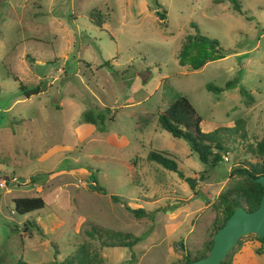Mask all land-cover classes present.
<instances>
[{"label":"rangeland","instance_id":"374dc122","mask_svg":"<svg viewBox=\"0 0 264 264\" xmlns=\"http://www.w3.org/2000/svg\"><path fill=\"white\" fill-rule=\"evenodd\" d=\"M157 1L166 11L164 22L149 11L131 15L130 4L139 9L135 0H0V264H59L82 247L91 264H186L184 256H198L213 236L218 194L233 182V169L257 161L250 145L264 138V0H239L242 14L229 1ZM94 9L104 14L102 28L89 20ZM191 22L219 41L224 58L198 70L178 65L181 44L194 33ZM230 80L236 86L221 93L207 88ZM19 83L27 90L39 85L42 92L26 97ZM241 88L251 97L249 106ZM177 95L189 99L203 132L241 122L225 134L227 160L208 167L186 141L160 127L159 113ZM86 112L104 120H98L100 131L81 141L77 129ZM54 144L72 149L39 163ZM151 151L169 153L179 172L195 179V190L149 162ZM50 171L51 188L74 194L72 184L84 174L85 183L94 185V177L107 194L80 189L71 212L52 203L41 212L17 213L13 200L40 197L35 186ZM110 194L123 203L107 207ZM125 204L145 216L135 218ZM91 227L140 241L131 250L101 247L100 238L89 236L95 234ZM254 236L242 237L231 250L232 264H264Z\"/></svg>","mask_w":264,"mask_h":264},{"label":"trees","instance_id":"16d2710c","mask_svg":"<svg viewBox=\"0 0 264 264\" xmlns=\"http://www.w3.org/2000/svg\"><path fill=\"white\" fill-rule=\"evenodd\" d=\"M225 1H229L233 11L242 14V6L239 0H212L213 3L219 4ZM149 12L154 13L159 20L162 22L166 19V11L161 8V5L157 0L153 1V5H147ZM161 10V11H160ZM103 17L102 14L97 9H94L89 13V20L91 23L99 28L103 27ZM190 26L194 29V33L185 36L180 50L177 54L178 65L182 67H188L192 70H198L202 68L205 64L220 60L225 57L224 50L216 39L209 38L205 35L200 34L197 25L194 22L190 23ZM108 63H104L106 66ZM12 76V75H11ZM14 81H19L17 77H13ZM236 80H230L225 83L223 87H215L208 85L207 88L215 93H221L226 89H231L236 86ZM18 88L23 92L26 97L31 95H36L41 92L40 86L31 88L27 90L22 83L18 84ZM245 106H249L252 101L248 92L241 88L239 90ZM249 98V99H248ZM107 109V108H106ZM98 120L102 122L104 117L101 115H94L92 112H86L83 114V121L98 126ZM157 121L160 127L171 134L174 138L183 139L188 144L190 151L195 153L204 165L208 167H215L217 164L223 161L222 155L228 152L226 147V142L224 140L225 134L228 132L236 131L235 126L241 127L240 121H236V125L230 128H216L210 132H203L200 123L201 118L196 114L192 104L189 99L184 95H177L175 99L168 105V107L161 111L158 115ZM240 125V126H239ZM96 129L99 131L100 128ZM251 146V151L258 158L256 162H246L239 164L235 169H233L232 183L229 184L223 191H221L217 196V203L215 208L217 210L215 219L213 221V235L214 233L223 226L228 217L232 214L236 207L241 206L247 211H253L256 209L260 203L261 196L263 194V187L260 184L253 182L252 179L258 176L264 175V138L257 141L254 146ZM169 157L171 155L167 152H149L146 159L149 162H156L160 164L165 169L175 172L180 178H183L190 186L191 190H195L196 182L194 178L184 177L178 170L175 161L171 160ZM200 177L203 176V173ZM5 180V178H3ZM34 179V178H33ZM32 179V181H34ZM14 180V177L10 181ZM92 190L97 191L102 194H106V190L100 187L97 181L93 177ZM113 202L123 203L121 197L116 195L110 196ZM14 210L21 214L26 215L31 212L40 211L45 207V202L41 197H20L13 200ZM126 210L130 212L135 218L141 219L145 216V211L141 208L132 209L127 204L124 205ZM27 225L33 226L31 222ZM38 226H36L37 228ZM95 229V230H94ZM91 227V230L95 231V234L89 235L91 238L96 235V238H100L101 247H120L127 248L129 250L140 241V237L132 236L128 233L122 232H110L103 228ZM106 233L108 236L104 239L103 234ZM112 233L111 235H109ZM116 236V237H114ZM255 240L259 242L260 246L255 250L257 255H264V237L258 238L256 236ZM240 241V240H239ZM238 241V243H239ZM83 246V245H82ZM212 246V236L211 239L206 242L203 250L199 252L198 256L190 258V253L184 256V261L186 264L193 262L197 259H201L207 256L210 248ZM79 252L66 257L59 264H91L90 260L86 259V251L84 247ZM231 251L227 254L225 259L221 264H232L230 260ZM100 263L98 260L97 264ZM17 264H27L22 260H19Z\"/></svg>","mask_w":264,"mask_h":264},{"label":"water","instance_id":"95a60500","mask_svg":"<svg viewBox=\"0 0 264 264\" xmlns=\"http://www.w3.org/2000/svg\"><path fill=\"white\" fill-rule=\"evenodd\" d=\"M252 180L264 190V175ZM250 234L258 238L264 237V191L258 207L253 211H247L241 206L236 207L223 226L212 236V246L207 256L189 264H221L238 241Z\"/></svg>","mask_w":264,"mask_h":264},{"label":"crops","instance_id":"0c3cea01","mask_svg":"<svg viewBox=\"0 0 264 264\" xmlns=\"http://www.w3.org/2000/svg\"><path fill=\"white\" fill-rule=\"evenodd\" d=\"M135 1L138 2L139 9L137 11H133L131 9V4H130L129 5V8H130V14L131 15H133V16L135 14L139 15L138 13H142L144 11H148V9H147V3L144 0H135ZM114 65H115V61H114ZM64 66H66V64H64ZM62 70L63 69H58L57 71H59L60 74H65L66 72L64 70L63 71ZM10 107L5 108L2 112L5 111V112L8 113L10 111L9 110ZM25 119L26 118H20L21 122L23 120H25ZM95 130H96V128H95L94 125H91L89 123H85L84 126H80V128L77 129V134L79 135V139L82 141L87 136L92 135L93 134V131H95ZM125 145H127V142L126 141H124V143H123L122 146L125 147ZM71 149H72V147L69 146V145H58V144H54L52 147H50L49 149H47L43 154H41L38 157L37 160H38L39 163H44V162H47L48 160H50L52 158L57 157L59 153H62L64 151H66V150H71ZM54 176H55V174L53 173V171H50L49 172L48 180L45 183H43V184H39V185L35 186L37 193L38 194H42V195H40V197L44 200L45 206H48L49 204H52L53 203V204H56L59 207V209H61L62 211L71 212L72 205L75 202L72 196H75L76 197V194L81 195L80 189H83V191H86L87 189L88 190L90 189L92 191L91 187L93 185H90V184H87V183L84 182L85 180H87L89 178V175L81 174L80 175V177H81L80 180L81 181L78 180V184L77 185L76 184H72L73 185L72 188H74V192H75L74 194H72V192H70V191L68 192V191L64 190V188L62 186H56V187L51 188V186L53 184H51L48 181H53V179H55ZM3 180L4 179L2 178L1 181H3ZM65 187H68V186H65ZM44 188H45V190H44ZM51 189H52V191H51ZM96 193H98V195L100 194L99 192H96ZM106 194H102V195H106ZM111 195L112 194L109 195V200H108V204L109 205H107V207H110V208L113 207L112 204H115L116 205V202H113L111 200V198H110ZM116 196H118V195H116ZM36 212H41V210L40 211H36ZM37 218L40 219L41 218V214H38V217ZM78 219H85V218L79 216ZM31 223L33 224L34 222H31ZM39 223L42 226L43 230L45 232H47V229H46L47 226H45V224L41 223V221ZM58 226H59V223H58V225H53V226L51 225V228H49L48 230H50L51 232H54L56 230V227H58ZM25 230H27V229H25Z\"/></svg>","mask_w":264,"mask_h":264},{"label":"built area","instance_id":"2783aa9c","mask_svg":"<svg viewBox=\"0 0 264 264\" xmlns=\"http://www.w3.org/2000/svg\"><path fill=\"white\" fill-rule=\"evenodd\" d=\"M223 158H224L225 160H227V157H223ZM0 187H2V188L5 187V182H4V181H1V182H0Z\"/></svg>","mask_w":264,"mask_h":264}]
</instances>
